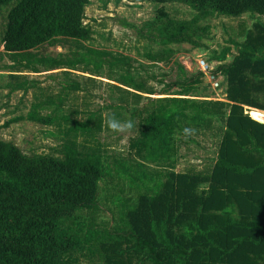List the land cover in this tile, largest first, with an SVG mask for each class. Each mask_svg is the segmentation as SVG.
I'll list each match as a JSON object with an SVG mask.
<instances>
[{"label": "trees", "instance_id": "16d2710c", "mask_svg": "<svg viewBox=\"0 0 264 264\" xmlns=\"http://www.w3.org/2000/svg\"><path fill=\"white\" fill-rule=\"evenodd\" d=\"M122 1L182 4L197 12L188 22L161 17L159 43L165 48L191 42L199 19L239 17L247 12L264 15V0ZM90 2L0 0V9L8 8L1 38L4 52L25 59V67L37 73L31 51L60 39H91V28L85 23ZM253 27L242 43L231 41L236 55L229 63L224 62L230 48L211 56L220 63L213 73L226 82L227 102L197 99L208 98L199 90L203 73L187 77L179 68L180 76L159 93L133 77L122 79L125 88L114 87L121 99L99 112L85 111V121L58 115L64 112L61 95L56 102L49 98L33 104L25 118L11 121L26 119L53 127L61 143L55 154L28 156L16 145L0 140V264H82L81 260L90 261L96 255L104 264H264V123L249 114H264V24ZM90 54L101 55L93 50ZM172 56L166 48L148 59L164 64ZM92 59L37 62L52 71L70 69L80 62L87 65ZM95 69L100 70L101 65L96 64ZM27 87L20 83L11 91ZM63 88L80 91L78 83ZM143 95L164 98L146 97L148 103L140 107ZM47 108H53L52 113L42 116L40 111ZM71 109L72 114H80L77 107ZM227 109L229 113H225ZM104 110L112 112L103 118ZM113 116L135 123L122 135L134 129L138 134L130 143L140 161L132 166L128 160L117 159L122 170H111L107 160L115 157H105L98 143L80 151L98 133H113L107 127ZM179 125L181 137L185 128L195 129L187 138L200 148L197 132L213 135L216 149L211 157L203 158L210 170L204 166L200 172L189 168L174 172ZM147 163L169 171L148 174ZM116 179L119 192H128L127 185L135 196L123 200L113 196L117 217L113 216L112 225L107 223L109 231L102 230L95 222L102 202L101 184L113 185ZM83 211L89 213L88 221L80 216Z\"/></svg>", "mask_w": 264, "mask_h": 264}, {"label": "rangeland", "instance_id": "374dc122", "mask_svg": "<svg viewBox=\"0 0 264 264\" xmlns=\"http://www.w3.org/2000/svg\"><path fill=\"white\" fill-rule=\"evenodd\" d=\"M90 1V5L85 10V23L91 28V39L87 42L60 39L31 51V56L34 58L33 65L38 69L37 73L25 67V59L22 60L19 57L14 59L4 52L1 38L8 8L0 9V140L16 145L28 156L55 154L54 150L58 149L61 143L57 129L26 119L19 122L11 121L16 118H25L35 103L44 102L49 98L56 102L58 99L56 96L59 95L65 99V102L64 112L58 115H70L72 119L85 121L87 111L99 112L121 99L122 94L114 87H123L120 82L122 79L133 77L144 83L146 89L151 88L159 93L164 85L180 76L179 68H183L185 76H195L202 72L200 63L203 61L209 67V72L202 74L199 90L201 96L208 98L197 99L227 102L225 100L226 82L223 76L213 73L220 63L212 61L211 56L214 52L219 54L224 48H230L231 52L224 62L229 63L236 55L231 41L242 43L247 32L254 31V24H264V15L249 12L239 17L213 15L206 19H199L191 42L166 47L172 51L173 56L168 63L157 64L148 59V55H157L166 49L159 43L161 17L166 15L173 21L188 22L198 16L197 12L182 4H129L122 0ZM7 6L10 7V5ZM91 50L101 55H88ZM89 57L93 59L87 65L86 62H80L78 66L70 69L61 68L52 71H47L44 65L37 62L40 59H56L66 63ZM95 63L101 65L100 70L95 69ZM212 76H214L213 83L210 79ZM20 83H25L28 86L27 89L11 91ZM73 83L79 84L80 91H65L63 87ZM215 83L218 84L217 88L212 85ZM85 93L89 97L85 96ZM143 96L145 98L141 101L140 107L145 106L148 103L146 97H150ZM150 98L162 99L164 96L153 95ZM82 103L87 108L81 106ZM129 105V107H135L132 103ZM75 107L79 110V115L71 113L73 111L71 108ZM52 110L53 108H47L40 113L42 116H48ZM111 112V110L102 111L103 118ZM225 113H229V109ZM244 114H247L246 108H244ZM249 114L255 120L253 114L263 113L251 111ZM136 122L138 124V120ZM257 122L264 123V121ZM7 123H10L9 126H5ZM180 126L175 131V137L178 139L175 140L178 153L175 156L177 162L174 172L182 173L188 168L200 172L204 170V166L210 170L208 160L203 158L211 157L209 154L216 149L213 135L208 132H197V140L202 147L200 148L191 143L190 138L180 136L182 132ZM62 127L65 128L63 125ZM137 135L135 129L128 135L103 131L96 135L93 143L89 141L88 147L82 145L80 151L85 152L89 146L93 147L98 143L103 147L101 152L106 155L105 157H115V159L107 160L111 170H122L116 162L117 159L128 160L126 163L132 166L140 161V158L134 156L136 148H131L132 143H130V139L136 138ZM117 167L119 169H116ZM145 170L148 174L155 172L166 174L169 171V169L156 168L151 163L146 164ZM115 181L113 185L108 184L106 187H102L103 184H101L102 202L99 204L95 222L97 228L100 225L102 230L109 231L113 216L117 213L112 205L115 201L113 196L117 195L120 200L128 198L129 195L135 196L131 194L132 191H129L127 185L124 187L129 193L119 192L117 179ZM123 181L127 182L126 179ZM161 181H164V178H161ZM114 185L117 187L114 188ZM80 216L86 221L89 220L87 211L80 213ZM107 223L110 225L107 226ZM99 257L98 255L90 257L92 259L90 261L85 258L81 262L82 264H92L91 262L104 264Z\"/></svg>", "mask_w": 264, "mask_h": 264}, {"label": "clouds", "instance_id": "9594fccd", "mask_svg": "<svg viewBox=\"0 0 264 264\" xmlns=\"http://www.w3.org/2000/svg\"><path fill=\"white\" fill-rule=\"evenodd\" d=\"M107 127L113 133H125L131 131L135 127V123L132 120H121L116 117H109L107 120ZM195 133L193 128H185L183 134L185 137H189Z\"/></svg>", "mask_w": 264, "mask_h": 264}, {"label": "built area", "instance_id": "2783aa9c", "mask_svg": "<svg viewBox=\"0 0 264 264\" xmlns=\"http://www.w3.org/2000/svg\"><path fill=\"white\" fill-rule=\"evenodd\" d=\"M200 67H201V70H202V73H205L207 74V72H209V67L205 64V62L201 61L200 63ZM212 83L214 82V76L210 77ZM215 88L218 87V84H212Z\"/></svg>", "mask_w": 264, "mask_h": 264}, {"label": "bare ground", "instance_id": "6f19581e", "mask_svg": "<svg viewBox=\"0 0 264 264\" xmlns=\"http://www.w3.org/2000/svg\"><path fill=\"white\" fill-rule=\"evenodd\" d=\"M253 118L257 121H264V114H253Z\"/></svg>", "mask_w": 264, "mask_h": 264}]
</instances>
